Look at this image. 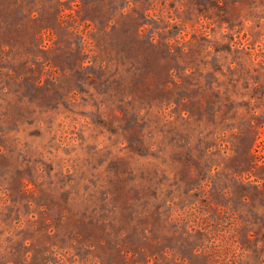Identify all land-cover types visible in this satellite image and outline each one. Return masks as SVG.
I'll return each mask as SVG.
<instances>
[{
    "label": "rangeland",
    "instance_id": "rangeland-1",
    "mask_svg": "<svg viewBox=\"0 0 264 264\" xmlns=\"http://www.w3.org/2000/svg\"><path fill=\"white\" fill-rule=\"evenodd\" d=\"M0 264H264V0H0Z\"/></svg>",
    "mask_w": 264,
    "mask_h": 264
}]
</instances>
